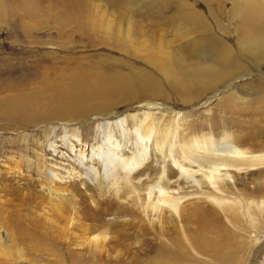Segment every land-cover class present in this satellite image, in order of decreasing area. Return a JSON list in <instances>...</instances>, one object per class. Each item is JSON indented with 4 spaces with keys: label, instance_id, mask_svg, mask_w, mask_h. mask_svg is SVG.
<instances>
[{
    "label": "rangeland",
    "instance_id": "rangeland-1",
    "mask_svg": "<svg viewBox=\"0 0 264 264\" xmlns=\"http://www.w3.org/2000/svg\"><path fill=\"white\" fill-rule=\"evenodd\" d=\"M168 1L175 5V0ZM74 2L76 0H72ZM87 2L93 6L92 18L107 27L108 32L116 29L121 34L140 29L155 32L156 40L167 45L171 53L169 57L159 54L157 58L170 60V63L156 67L148 62V53L117 52L97 40L76 32L70 34L68 28L60 36L58 16L71 2L37 0L29 6L37 7L28 14L26 8L0 0V76L9 73L15 77L23 68L25 71L89 68L96 77L94 87L108 90L107 94L92 99V107L85 108L86 112L79 104L76 107L83 112L73 108L66 118H50L53 122L44 120L37 125L30 122L10 126L0 120V264H138L131 263V258L124 255L128 253L126 244L131 245L129 252L134 251L136 245L127 240L123 245L118 243L125 240L112 228L114 212L103 209L95 213L99 197L96 192L92 193L93 188L101 184L105 190H110L106 200L113 199L111 194L116 189L110 187L112 176L104 177L102 167L95 161L93 168L99 172L97 177H92L91 183H83L78 178L86 172V167L79 163L80 153H89L92 146L99 147L107 138H112L113 145L117 141L125 156L141 151L145 165L158 170L164 167L162 160L168 162L169 167L173 166V158L181 161L176 148L182 135L189 138L211 135L218 140L232 136L245 147L252 142L264 143V53L238 51L235 28L239 18L231 15L236 5L234 0H183V18L191 7L201 17V22L214 27L216 34V22H221L229 44L241 56L238 65L232 67L241 68L237 75L205 82L204 87L195 84L188 89L172 83L163 71L155 68H211L216 64L209 56L189 57L183 61L179 50L183 40L177 41L180 29L167 33L165 27L158 29L159 26L149 25L150 19L146 16L158 9L159 0ZM172 11L173 6L163 9L161 16L169 17ZM136 72L145 75L142 79L148 87L138 85L137 81L130 83L134 80L130 75L135 76ZM62 109L61 113L66 114ZM146 126H150L152 132L148 141L138 134V130ZM160 148L165 154L163 158ZM113 172L120 182L122 173L117 168ZM256 174L248 169L236 174L238 185L232 186L235 192H239L242 181L249 182ZM150 179L155 176L151 175ZM180 184L184 208L194 203L214 207L213 203L195 199L201 197L199 193L204 188L196 189L184 181ZM213 192L224 196V206L234 205L240 198L259 201L240 196L238 199L230 193L232 191L228 194ZM251 207L255 208L252 203ZM261 213L255 211L250 217L239 208L237 215L242 227L241 224L233 226L222 217L224 224L237 235L234 238L237 242L228 249L231 253L228 264L260 263L264 253V212ZM94 215H104L105 223L96 226ZM207 258L210 257H204ZM211 262L227 264L221 260Z\"/></svg>",
    "mask_w": 264,
    "mask_h": 264
},
{
    "label": "bare ground",
    "instance_id": "bare-ground-1",
    "mask_svg": "<svg viewBox=\"0 0 264 264\" xmlns=\"http://www.w3.org/2000/svg\"><path fill=\"white\" fill-rule=\"evenodd\" d=\"M8 1L26 8L28 14L37 7H29L37 0ZM62 1L67 4L71 2V4L62 7V13L58 16L60 27L57 33L60 36L66 32L65 28H68L67 32L70 34L76 32L90 40H97L99 44L117 52L148 53V62L156 67L170 63V60L166 62L157 58L159 54L169 57L171 53L167 45L156 40L155 32L143 29L137 32L123 31L124 34L117 29L108 32L105 29L107 27L101 26L92 18L93 6L90 2L87 0H76L74 3L72 0ZM234 1L236 5L231 15L233 18L235 16L239 18V24L235 28L238 51L241 49L243 53H264V0ZM117 5L121 6V4ZM172 6L171 16L166 18L161 16L163 9L167 10ZM183 13V0H175V5L168 0H159L158 9L151 11L146 19H150L149 25L154 28L165 27L167 33L180 29V37L177 35L180 39L177 38V41L181 43L183 40V46L179 49L180 53H183V61L189 57L209 56L216 66L155 69L163 71L172 83L180 85L183 89H188L195 84L204 87L205 82L211 83L223 77L237 75L241 68L232 67L238 65L241 56L239 57L235 52L237 49L229 44L227 34L220 25L221 22H216L218 35L212 25L209 26L200 21L201 17L199 18V14L191 7L187 8L184 18ZM155 17L157 19L154 20ZM91 72L89 68H41L40 70L33 68L31 71H25L23 68L15 77L9 76V73H1L0 120L8 122L10 126H23L30 122L37 125L44 120L48 123L53 122L50 119L53 117L66 118L68 112L73 108L77 109L80 105L86 112L85 108L92 107V99L101 97L108 91L107 88L94 87L96 77ZM139 73H135L137 79L134 75H130L131 79H134L130 83L137 81L138 85L148 87V84L144 83L146 81L142 79L145 75ZM60 108H63L62 111H66V114L63 115ZM138 134L142 140L148 141L152 137L150 126L140 128ZM111 139L107 138L97 148L92 146L87 154L80 153L79 163L86 167V172L79 174L78 178L83 183L87 181L91 183V178L99 174L97 169L93 168L95 161L102 167L104 177H108L109 174L112 176L110 187L116 189L111 194L114 200H106L105 196L110 193V190H105L101 184L93 188L92 193L96 192L95 194L99 197L95 213L103 209L108 213L114 212L112 228L125 240L118 243L123 245L127 240L136 245L133 246L135 248L132 252H129L131 245H125L128 253L124 255L131 258V263L214 264L211 261L221 260L228 264L231 261V253L228 249L237 242L234 239L237 235L229 230L222 221V217L231 225L241 224L242 227L243 224L238 220L237 215L239 208L250 217L255 211L264 212V170L262 169L264 168V143L252 142L245 147L239 141L232 139V136H224L218 140L211 135L192 138L182 135L178 139V148H176L181 161L176 162L175 158L171 159L175 167L171 165V168L168 162L162 160L164 167L158 170L145 165L141 151L125 156L117 141L113 145ZM163 152L160 148L162 158L165 157ZM115 168L123 175L120 182L113 172ZM244 169L258 174L253 179L249 178V182L242 181L237 189L239 192L236 193L232 187L238 185L235 175L243 172ZM176 174V178L172 180ZM151 175H154L155 179H150ZM183 181L196 189L204 188V191L199 193L202 194L201 197H195V199H203L204 203H213L214 207L208 208V205L194 203L184 208V197L180 196L183 190L180 183ZM213 190L218 193L227 192L226 194L232 191L230 193L235 194L238 199L250 197L257 198L259 201L250 199L252 202H248L240 198V201L235 202L234 205L224 206V196L215 195ZM119 200H123L124 203L121 204ZM251 203L255 208L251 207ZM231 208L232 212H230ZM103 216L94 215L95 222H93L96 226L105 223ZM88 228L92 227L88 226ZM204 257L210 258L204 259Z\"/></svg>",
    "mask_w": 264,
    "mask_h": 264
},
{
    "label": "built area",
    "instance_id": "built-area-1",
    "mask_svg": "<svg viewBox=\"0 0 264 264\" xmlns=\"http://www.w3.org/2000/svg\"><path fill=\"white\" fill-rule=\"evenodd\" d=\"M259 262H260L259 264H264V253H263V255L261 256Z\"/></svg>",
    "mask_w": 264,
    "mask_h": 264
}]
</instances>
